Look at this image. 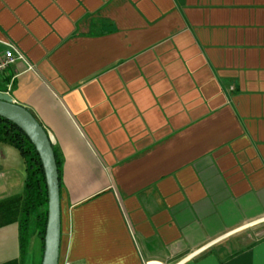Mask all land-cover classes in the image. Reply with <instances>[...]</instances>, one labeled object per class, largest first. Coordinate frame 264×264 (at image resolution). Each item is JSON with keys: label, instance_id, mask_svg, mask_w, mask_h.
Masks as SVG:
<instances>
[{"label": "crops", "instance_id": "obj_1", "mask_svg": "<svg viewBox=\"0 0 264 264\" xmlns=\"http://www.w3.org/2000/svg\"><path fill=\"white\" fill-rule=\"evenodd\" d=\"M7 42L33 69L0 91L61 160L59 264H264V0H0ZM0 150V264H42Z\"/></svg>", "mask_w": 264, "mask_h": 264}, {"label": "trees", "instance_id": "obj_2", "mask_svg": "<svg viewBox=\"0 0 264 264\" xmlns=\"http://www.w3.org/2000/svg\"><path fill=\"white\" fill-rule=\"evenodd\" d=\"M0 142L16 147L26 164V179L19 222L20 248L22 258L25 259L33 235L40 236L45 249L49 208L45 171L36 146L29 136L16 123L2 116H0ZM55 153L60 173L61 160L56 150Z\"/></svg>", "mask_w": 264, "mask_h": 264}, {"label": "water", "instance_id": "obj_3", "mask_svg": "<svg viewBox=\"0 0 264 264\" xmlns=\"http://www.w3.org/2000/svg\"><path fill=\"white\" fill-rule=\"evenodd\" d=\"M0 116L16 123L32 140L43 163L48 188V223L42 264H59L61 239L60 173L52 138L23 105L0 95Z\"/></svg>", "mask_w": 264, "mask_h": 264}, {"label": "built area", "instance_id": "obj_4", "mask_svg": "<svg viewBox=\"0 0 264 264\" xmlns=\"http://www.w3.org/2000/svg\"><path fill=\"white\" fill-rule=\"evenodd\" d=\"M24 61L28 68L33 69V66L28 62L21 49L13 42H7L5 49L0 53V76L17 61ZM11 85H9V89ZM8 89V90H9ZM7 92L0 91V95H5ZM0 150V155H1Z\"/></svg>", "mask_w": 264, "mask_h": 264}]
</instances>
